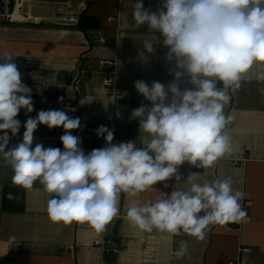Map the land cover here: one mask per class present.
<instances>
[{
	"label": "clouds",
	"instance_id": "obj_1",
	"mask_svg": "<svg viewBox=\"0 0 264 264\" xmlns=\"http://www.w3.org/2000/svg\"><path fill=\"white\" fill-rule=\"evenodd\" d=\"M132 19L137 27L147 25L148 32L160 34L173 77L167 85L153 81L149 86L143 80L134 84L150 102L130 117L139 121L143 147L133 141L114 144L113 130L102 125L96 134L105 146L86 154L81 138L72 134L82 127L78 117L64 110H41L24 123L22 142L9 148V132L15 136L21 128L19 111L30 113L34 106L31 89L12 62L14 55L5 52L0 58V153L13 171V185L31 190L39 181L43 186L49 197L46 213L53 223H87L102 233L120 211L121 193L134 197L157 190L154 185L173 177L180 182L178 167L185 162L206 169L231 156L234 148L227 129L234 118L225 113L229 93L241 88L254 65L256 81L264 82V0H162L157 11L136 0ZM142 44L146 53L156 51L152 40ZM185 81L190 87H181ZM93 101L86 94L80 104ZM38 125L62 127L63 150L41 143L32 148ZM159 192L154 200L127 206V221L143 232H183L203 240L210 225L239 222L247 215L241 203L246 193L233 190L230 177L191 183L186 191ZM7 198L14 196L9 192ZM187 254L188 243L181 241L174 255L182 259Z\"/></svg>",
	"mask_w": 264,
	"mask_h": 264
},
{
	"label": "crops",
	"instance_id": "obj_2",
	"mask_svg": "<svg viewBox=\"0 0 264 264\" xmlns=\"http://www.w3.org/2000/svg\"><path fill=\"white\" fill-rule=\"evenodd\" d=\"M23 14L26 24H0V58L11 53L24 85L31 89L34 110L21 109L16 117L21 122L19 133L11 137L8 147L22 142L24 123L35 118L41 110H64L72 118H79L82 127L72 134L81 138V148L90 153L100 148L105 140L96 130L113 116V143L133 141L140 144L139 121L131 119L134 109L150 102L144 100L134 84L143 80L169 84L171 65L166 61L168 51L159 43V33L148 32L147 25L137 27L132 19L136 0H25ZM162 0H143L144 7L157 11ZM25 7L28 9L26 10ZM34 7V8H33ZM33 8V9H32ZM37 8L36 11L34 9ZM98 18L97 29H82L81 17ZM114 19L109 21V19ZM117 50L101 40L115 43ZM152 40L155 52L146 53L142 41ZM103 60H117L118 85L122 95L113 107L107 97L103 79L108 67ZM253 66L241 88L230 92L225 113L233 120L228 126L234 151L218 160L210 168H198L185 162L178 167L175 177L158 182L151 190L136 196L121 193L118 215L102 233L95 232L87 223L70 225L53 223L47 213L49 197L42 185L35 182L31 190L12 184L13 171L0 153V264H264V82H258ZM181 87H190L183 82ZM222 87V84H218ZM89 94L91 104L81 106L80 100ZM69 108L75 111H69ZM62 127L49 129L38 125L32 148L41 143L45 148L63 147ZM0 135H3L0 132ZM246 158L243 166L234 160ZM196 173L191 182L190 174ZM230 177L233 190L242 189L245 200L252 207L245 219L210 225L203 240L183 232L173 236L154 230L143 232L125 218V208L142 205L172 190H188L191 183L203 184L218 178ZM168 187L165 188L164 184ZM11 192L13 199H8ZM203 214V213H201ZM106 236L118 241L120 253L102 258L94 242ZM181 241L188 243V254L177 259L174 252ZM250 252L242 253L240 250Z\"/></svg>",
	"mask_w": 264,
	"mask_h": 264
},
{
	"label": "built area",
	"instance_id": "obj_3",
	"mask_svg": "<svg viewBox=\"0 0 264 264\" xmlns=\"http://www.w3.org/2000/svg\"><path fill=\"white\" fill-rule=\"evenodd\" d=\"M24 3L25 0H0V24L14 25V24L28 23L26 17L23 14ZM113 20H114L113 18L109 19V21H113ZM101 43L108 47L113 46L117 50L118 39L116 40L115 43L107 42L105 40H101ZM101 64L109 68V71H107L104 76L103 85L108 91L107 97L113 109V107L118 102V99L122 95V92L118 85V62L117 60H103L101 61ZM102 125L108 127L110 130H113V125H114L113 116H111V118L109 119H106L102 123ZM104 146H105V142L100 148ZM55 148H60L61 150H63V147L61 145H58ZM246 162L247 159L244 157L238 160H234L233 165L236 167L243 166L245 165ZM243 207L248 215L250 208L252 207V202L250 200H245L243 203ZM94 247L101 252L102 258H104L107 255H118L120 253V246L118 241L113 238H107L106 236L94 242ZM240 252L248 253L250 252V250L242 249L240 250ZM101 264H105V262L102 261ZM236 264H239V262L237 261Z\"/></svg>",
	"mask_w": 264,
	"mask_h": 264
},
{
	"label": "trees",
	"instance_id": "obj_4",
	"mask_svg": "<svg viewBox=\"0 0 264 264\" xmlns=\"http://www.w3.org/2000/svg\"><path fill=\"white\" fill-rule=\"evenodd\" d=\"M101 25L100 21L98 18L92 17V16H85L83 15L81 17L80 21V27L82 29H97Z\"/></svg>",
	"mask_w": 264,
	"mask_h": 264
},
{
	"label": "rangeland",
	"instance_id": "obj_5",
	"mask_svg": "<svg viewBox=\"0 0 264 264\" xmlns=\"http://www.w3.org/2000/svg\"><path fill=\"white\" fill-rule=\"evenodd\" d=\"M24 5L26 6L27 3L25 2ZM33 8H34V7H33ZM33 8H32V9H33ZM25 9L28 10L26 7H25ZM36 10H37V8L34 9V11H36Z\"/></svg>",
	"mask_w": 264,
	"mask_h": 264
}]
</instances>
